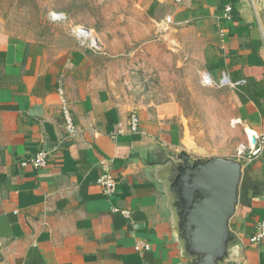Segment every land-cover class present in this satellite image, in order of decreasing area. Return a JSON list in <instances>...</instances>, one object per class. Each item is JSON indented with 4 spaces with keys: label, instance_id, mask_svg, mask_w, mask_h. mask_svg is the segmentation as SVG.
Returning <instances> with one entry per match:
<instances>
[{
    "label": "crops",
    "instance_id": "crops-1",
    "mask_svg": "<svg viewBox=\"0 0 264 264\" xmlns=\"http://www.w3.org/2000/svg\"><path fill=\"white\" fill-rule=\"evenodd\" d=\"M142 2L151 20L193 51L196 74L232 92L233 122L246 142L231 157L243 162L231 229L243 245L242 264H264V246L250 242L264 222V151L248 159L249 139L264 134V0ZM93 43L76 33L53 43L0 32V264L187 263L161 169L151 167L182 150L197 152L181 104L136 108L120 100ZM224 78L230 84L221 87ZM60 86L78 129L73 137L64 130ZM42 150L46 167L21 165ZM104 173L117 181L110 197L98 183Z\"/></svg>",
    "mask_w": 264,
    "mask_h": 264
},
{
    "label": "rangeland",
    "instance_id": "rangeland-1",
    "mask_svg": "<svg viewBox=\"0 0 264 264\" xmlns=\"http://www.w3.org/2000/svg\"><path fill=\"white\" fill-rule=\"evenodd\" d=\"M89 30L107 86L136 108L181 104L196 158L236 157L245 143L232 92L202 85L193 51L157 25L142 0H0V32L56 42ZM98 40V44H97ZM244 156V155H242Z\"/></svg>",
    "mask_w": 264,
    "mask_h": 264
},
{
    "label": "water",
    "instance_id": "water-1",
    "mask_svg": "<svg viewBox=\"0 0 264 264\" xmlns=\"http://www.w3.org/2000/svg\"><path fill=\"white\" fill-rule=\"evenodd\" d=\"M157 165L173 236L187 260L182 264H242L243 245L231 221L240 201L243 162L226 156L196 158L182 150L151 167Z\"/></svg>",
    "mask_w": 264,
    "mask_h": 264
},
{
    "label": "built area",
    "instance_id": "built-area-1",
    "mask_svg": "<svg viewBox=\"0 0 264 264\" xmlns=\"http://www.w3.org/2000/svg\"><path fill=\"white\" fill-rule=\"evenodd\" d=\"M186 0H175L177 5H181L185 2ZM232 11L231 7L226 8V15L225 18H230V13ZM89 30H78L77 36L83 40L87 41L92 38V36L89 35ZM88 33V34H87ZM95 47V44H92ZM202 85L205 86H213L214 83L213 81L206 75H203L202 80H201ZM230 84L228 78H224L220 82V86H226ZM58 93L61 96L62 99V115H63V120H64V130L67 134L68 137H73L77 134L78 129L77 126L74 122L73 115L71 113V110L69 108V105L66 101L65 98V92L64 88L60 86L58 88ZM130 125H131V130L133 132H138L140 129V118L137 112H133L130 116ZM255 138L256 144L253 145L252 141ZM249 145L251 146V150L248 154V159L251 161L253 158H256L260 155H262L264 151V134L260 136H252L249 139ZM49 162V152L42 150L38 152L36 155L31 157L28 160H25L21 163L22 166H33L35 168H43L48 165ZM99 185L103 188V192L106 196H113L116 194L117 191V181L113 178V176L110 173H104L99 179H98ZM116 212H121L122 215L125 218H130V212L127 210H120V209H114ZM250 242L254 245L257 246H264V222L258 224L256 233L252 236L250 239ZM136 249L138 251L142 249H148L147 246H137Z\"/></svg>",
    "mask_w": 264,
    "mask_h": 264
},
{
    "label": "bare ground",
    "instance_id": "bare-ground-1",
    "mask_svg": "<svg viewBox=\"0 0 264 264\" xmlns=\"http://www.w3.org/2000/svg\"><path fill=\"white\" fill-rule=\"evenodd\" d=\"M81 31H83V30H81ZM87 34H88V33H87ZM89 35L92 36L90 33H89ZM248 129H249V128H248ZM252 134H253V133H252ZM254 134H255V133H254ZM250 137H251V136H250Z\"/></svg>",
    "mask_w": 264,
    "mask_h": 264
}]
</instances>
